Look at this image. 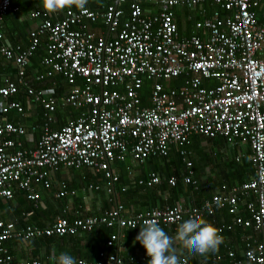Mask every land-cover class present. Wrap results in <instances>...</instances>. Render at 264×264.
<instances>
[{
    "label": "built area",
    "instance_id": "built-area-1",
    "mask_svg": "<svg viewBox=\"0 0 264 264\" xmlns=\"http://www.w3.org/2000/svg\"><path fill=\"white\" fill-rule=\"evenodd\" d=\"M10 1L0 0V23L8 11L17 10L11 8ZM110 2L101 10L67 8L59 18L45 9L30 12L28 16L38 21L28 31L23 47L5 46L0 32V57L14 69L13 78H0V99L4 100L0 113L22 112L17 101L9 100L17 93H24L42 111L32 148L21 146V126L0 122V198L9 200L20 191L36 207L39 195L35 187L47 188L57 167H83L93 174L101 173L112 185L116 181L109 168L112 162H122L128 156L141 164L147 158L167 157L172 147L189 168L192 135L246 145L251 175L237 185H221L220 192L199 208L174 204L124 217L121 208L115 207L71 221L57 216L46 227L18 228L0 221V264H43L37 259L13 261L4 245L13 239L75 235L97 226L131 230L142 227L145 219H156L163 227L194 215L212 216L218 210L231 217L227 228L238 226L248 231L238 256L225 249L229 264H264V23L253 10L260 0ZM203 2L218 8L209 16L200 9L201 18L193 23V29L203 31L205 37L179 35L175 10H191ZM96 22L111 36L88 31L87 23ZM41 41L45 54L39 65L43 70L33 80L42 82L59 75L69 86L61 101L78 111L59 128L53 127L56 100L32 89L24 75ZM178 77L183 78L182 86L169 87V81ZM206 81L212 84L206 86ZM145 82L147 105L140 94ZM238 160L236 156L235 162ZM148 177L145 183L138 180L136 184L149 187L159 182L154 173ZM190 181L183 179L184 183ZM167 183L173 185V178ZM110 191L111 187H106V192ZM62 195L59 192L58 196ZM238 203L245 216L239 214ZM115 238L110 235L106 246ZM180 259L181 264L187 263ZM219 259V255L213 256L211 264ZM83 261L122 264L119 256L102 250L96 260Z\"/></svg>",
    "mask_w": 264,
    "mask_h": 264
},
{
    "label": "crops",
    "instance_id": "crops-1",
    "mask_svg": "<svg viewBox=\"0 0 264 264\" xmlns=\"http://www.w3.org/2000/svg\"><path fill=\"white\" fill-rule=\"evenodd\" d=\"M100 0H88L85 5L89 9V5L95 4L94 10H97L96 3ZM11 8H17L16 11H8L3 17L0 23V32L2 34V43L5 46L13 47L19 45L23 47L27 41V33L29 30L35 27L38 19L30 18L28 15L30 12L43 10L42 2L39 0H21V4L17 0H12ZM110 0H103L98 10L103 9L106 5L110 4ZM72 8V7H71ZM75 8V7H73ZM146 8H149L146 6ZM67 9V8H66ZM200 9L205 10V15L209 16L213 10L218 8L209 2H203L200 6L191 10L176 9L175 21H179L178 34L181 36H188L195 34L200 38H204L203 31H196L193 29V23L201 18L199 12ZM91 10V9H90ZM256 18L259 22L264 23V0H260L257 6L253 9ZM62 11L55 12V18L62 16ZM52 14V13H51ZM194 16H198V19L193 20ZM192 21L188 28L187 24ZM88 31H91L95 35L111 36V33L107 31L100 22L93 24L87 23ZM187 29V30H186ZM43 48V42H40ZM39 45V46H40ZM39 48V47H38ZM38 48L36 50H38ZM41 48V47H40ZM43 50V49H42ZM36 52V51H35ZM34 52V54H35ZM30 58V60L34 57ZM41 60V59H40ZM43 68L34 61H29V65L26 69L27 75H36L42 72ZM14 69L12 65L3 60L0 57V78L9 76L13 78ZM59 75H53L51 83L45 86L44 95H49L56 100V105L52 113L53 125L58 120L63 123L67 117L73 118L78 114V111L71 108L68 105H64L61 101L63 96L68 92L69 86L63 81L62 78L55 79ZM49 78H47V81ZM59 80V81H58ZM44 82V81H42ZM77 84H80L79 81ZM212 83L206 81L204 85L208 86ZM62 90V94L56 97V93ZM148 94V93H147ZM147 94L142 97L143 105H147ZM9 100L17 101L21 107L22 112L16 113L15 111H8L5 114L0 113V122L8 121L12 124L21 126L24 129V134L18 137L23 148H32L38 138L36 131L42 123V117L40 112V124L37 128L35 121H37L38 109L40 108L36 104L30 102L29 98L24 93H17L10 97ZM145 101V102H144ZM4 100L0 99V107ZM41 110V108H40ZM35 122V123H34ZM33 128V129H32ZM189 161L191 165L186 168L181 162V158L177 153V148H170L167 157L162 158H147L141 164H138L128 156L124 158L122 162H112L109 165L111 173L116 177V181L110 185L101 173L93 174L89 170L80 168H66L57 167L50 175V185L47 188L39 186L35 187V191L39 195L38 201L34 207L30 201L26 200L24 193L15 191L11 199L6 200L0 198V221L10 222L15 227H23L26 225L46 227L52 224L54 219L64 217L66 220L71 221L77 218H83L90 215H98L104 211L115 209L120 207V215L124 217H130L134 213L142 212L148 209L162 208L164 206H171L174 204H180L184 207H195L197 202L200 205L206 201L205 197H197L192 192L186 191L188 184L205 187L204 185H210V192L213 193L217 190V187L225 185L226 188L237 185L236 176L233 173L231 162L240 164L242 161H246L245 155L248 152L247 146L242 143L234 145L227 144L221 138H205L198 135H192L189 138ZM239 156L238 162H235V157ZM177 159L180 160L181 167L179 169V177L176 178L173 175H166L165 164H171ZM162 160V161H161ZM247 162V161H246ZM173 171V168L170 169ZM188 171L191 174L188 176ZM169 172V171H168ZM178 172V170H177ZM149 173H154L159 182L157 184L145 186H135L134 182L141 180L145 183L148 180ZM246 181L251 171L248 172ZM172 177L174 180L173 185L167 183L168 179ZM189 178L190 183H184L183 179ZM233 182L232 185L227 186L226 182L229 179ZM232 178V179H231ZM119 179L128 180L130 185L123 186L119 183ZM242 181V182H243ZM210 182V184L208 183ZM133 186L138 187L134 188ZM106 187H111L110 192H106ZM173 187V189L171 188ZM175 188V189H174ZM128 189V190H127ZM59 192H63L62 196H58ZM199 200V201H198ZM238 212L240 215L245 216L241 203H238ZM218 210L214 212L213 218L221 219L222 214ZM204 216V215H203ZM206 217H203L204 219ZM186 220L181 221L177 225H168L161 227L168 235L175 236L178 226ZM231 222V217H230ZM233 233L222 234L223 244L226 248H230L235 251L238 256L242 249V240L248 235L245 230L238 226H233ZM241 230L243 233H241ZM140 231V227L135 229H119L118 227H112L106 229L105 227L97 226L91 229L89 232H81L75 235H64L61 237H41L37 239H13L7 241L4 245L11 255L13 261L37 259L43 264H56V257L61 252H66L77 260L94 261L97 258L99 251H105L106 253L116 254L120 257L122 264H148V260L141 261L140 258L147 256L144 247L136 241V236ZM222 233V232H221ZM115 235L116 238L112 241L111 246H106V241L110 235ZM222 245H219L218 250L209 252L205 255H197L196 253L188 252L177 243L174 245L179 257L186 259V264H198L199 261L205 264H211V258L216 253L222 250ZM224 257H222L223 259ZM220 263L216 261L214 264H229V261L222 260ZM225 262V263H224Z\"/></svg>",
    "mask_w": 264,
    "mask_h": 264
},
{
    "label": "clouds",
    "instance_id": "clouds-1",
    "mask_svg": "<svg viewBox=\"0 0 264 264\" xmlns=\"http://www.w3.org/2000/svg\"><path fill=\"white\" fill-rule=\"evenodd\" d=\"M41 2L48 13H55L71 7L84 10L88 0H41ZM223 239L217 228L195 215L178 226L174 237L168 235L156 219H145L136 236V241L144 247L147 256L150 257L148 264H181L174 247L177 243L188 252L205 255L218 250ZM55 259L56 264H85L83 260L78 261L66 252H61Z\"/></svg>",
    "mask_w": 264,
    "mask_h": 264
},
{
    "label": "trees",
    "instance_id": "trees-1",
    "mask_svg": "<svg viewBox=\"0 0 264 264\" xmlns=\"http://www.w3.org/2000/svg\"><path fill=\"white\" fill-rule=\"evenodd\" d=\"M12 1V0H11ZM10 1V4L12 3ZM18 1V5H19V3L21 4V0H17ZM103 2V0H100L99 2H98V4L96 3V6H97V10L99 9V6H101V3ZM93 7H95V4H90L89 5V9H91V10H94V8ZM73 8V7H72ZM124 8H125V6H124ZM66 9V8H65ZM65 9H63V10H61L62 12L65 10ZM126 11V10H125ZM221 12V11H220ZM220 12H219V14H220ZM196 19H198V16H194L193 17V20L192 21H194V20H196ZM192 21H190V23H188L187 24V26H186V28H188L189 26H190V24H192L193 22ZM175 23H176V26L178 27L179 26V21L177 20V21H175ZM187 30V29H186ZM178 31H179V27H178ZM41 47V48H40ZM43 48H42V45H40L39 46V48H38V50H36V52H35V54H34V57L31 59L32 61H34V63H37V61L39 60V62H40V59L42 58V56L45 54L44 53V50H42ZM30 60V61H31ZM27 69V68H26ZM25 78H26V80L28 81V83H29V85H30V87L32 88V89H34L35 91H37V90H43L44 91V89H41V88H45V86H47V85H49V83H51L52 81H50V80H52V78L50 79L49 78V80L47 81V79H45L44 80V82H35L34 80H33V77H34V75L32 76V75H27V71L25 70ZM60 77V76H59ZM59 77H55V79L57 80V79H59ZM61 78V77H60ZM59 81V80H58ZM64 81V80H63ZM65 82V81H64ZM182 83H183V78L182 77H178V78H176V79H172V80H170L169 81V83H168V86L169 87H171V88H179V87H181L182 86ZM148 84L145 82L144 83V85H143V88H142V91L140 92V94H141V96H143V97H145L146 96V94L148 93ZM60 94H62V90H60L59 91V93L57 94L56 93V97L55 98H57V96L58 95H60ZM40 112H41V110H40V108L38 109V116H37V121H35L34 123L36 124V125H34V126H37V128H38V126H39V124H40ZM38 117H39V119H38ZM63 123H61V122H59L58 120L56 121V123H54V125H53V127H55V128H59V126L60 125H62ZM38 132V130L36 131V133ZM37 135H38V133H37ZM154 159V158H153ZM162 159H164V158H162ZM162 161V160H161ZM181 165L182 164H180V160L179 159H177L175 162H171V164H165V166H166V170L164 171L165 172V174L167 175H173V177L175 176L176 178H178L179 177V169H180V167H181ZM231 167H232V170H233V173L232 174H234L237 178H236V180H237V183H241L243 180H245L246 179V177H247V173L248 172H250L251 171V169H250V166H249V164H248V162H246V161H242L240 164H235V163H233V162H231ZM173 168V171H171L170 169H172ZM177 170H178V172H177ZM169 171V172H168ZM232 179V178H231ZM119 183L121 184V185H123V186H127L128 188H129V185H130V183H129V181L128 180H121V179H119ZM209 184H210V182H208ZM232 181L230 180V178L229 179H227V182H226V185L227 186H230V185H232ZM134 185L136 184V182H134L133 183ZM135 186H138V187H141V186H139V185H135ZM135 186H133V189L134 188H138V187H135ZM205 187H199V186H195V185H191V184H188L187 185V187H186V191H190V192H192L193 193V195L195 194V196L197 197V199H198V197H205L206 198V201H208V200H210V198H211V196L213 195V194H217V193H219L220 191H219V189H218V187H217V190L213 193V191H211L210 192V189H211V186L210 185H204ZM172 189H173V187H171ZM175 189V188H174ZM128 190V189H127ZM199 201V200H198ZM206 201H204V202H206ZM202 205V204H201ZM201 205H200V202H197L194 206L195 207H201ZM221 214H222V220L220 219H215V218H213V215L212 216H209V215H204L203 217H206V218H204L203 220H205L206 222H208V223H210V224H212L215 228H219L220 226L222 227V230L221 231H219V234L220 235H222V234H224V233H227V234H230V233H233L234 234V231L235 230H233L232 231V228L231 227H229V228H227V226H231V222H230V216L226 213V211H221ZM202 217V218H203ZM101 227H103V226H101ZM106 229H109V228H106ZM243 230V229H242ZM242 230H241V233H243L242 232ZM222 232V233H221ZM246 233H247V231H246ZM245 238V237H244ZM246 243V241L243 239L242 240V245H241V247L242 248H244V246L246 245L245 244ZM220 245H222V250H220V251H218L217 253H216V255H219V257H220V259H219V262L218 263H220V261H221V259H222V257H224L222 260H224V261H226V260H228V258L225 256V249H226V247H228V246H226L225 244H220ZM234 251V250H233ZM235 252V251H234ZM229 261V260H228ZM218 263H216V264H218ZM225 263V262H224ZM226 264H227V262H226Z\"/></svg>",
    "mask_w": 264,
    "mask_h": 264
},
{
    "label": "rangeland",
    "instance_id": "rangeland-1",
    "mask_svg": "<svg viewBox=\"0 0 264 264\" xmlns=\"http://www.w3.org/2000/svg\"><path fill=\"white\" fill-rule=\"evenodd\" d=\"M39 2H41V0H39Z\"/></svg>",
    "mask_w": 264,
    "mask_h": 264
},
{
    "label": "bare ground",
    "instance_id": "bare-ground-1",
    "mask_svg": "<svg viewBox=\"0 0 264 264\" xmlns=\"http://www.w3.org/2000/svg\"><path fill=\"white\" fill-rule=\"evenodd\" d=\"M145 102V101H144Z\"/></svg>",
    "mask_w": 264,
    "mask_h": 264
}]
</instances>
